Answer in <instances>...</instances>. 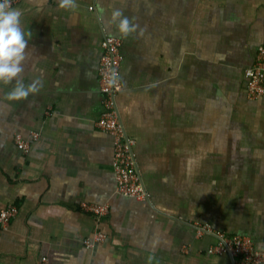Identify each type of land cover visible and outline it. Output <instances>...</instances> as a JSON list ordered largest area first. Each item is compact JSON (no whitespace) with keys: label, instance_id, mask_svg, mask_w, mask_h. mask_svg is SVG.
<instances>
[{"label":"crops","instance_id":"crops-1","mask_svg":"<svg viewBox=\"0 0 264 264\" xmlns=\"http://www.w3.org/2000/svg\"><path fill=\"white\" fill-rule=\"evenodd\" d=\"M21 0L28 58L41 83L21 101L0 84V264H234L209 255V225L264 251V97L244 71L264 45V0ZM120 9L138 29L109 23ZM122 41L116 102L148 201L115 193L114 140L96 123L101 44ZM38 134L28 153L16 135ZM82 204L107 205L104 241ZM264 264V263H263Z\"/></svg>","mask_w":264,"mask_h":264},{"label":"built area","instance_id":"built-area-1","mask_svg":"<svg viewBox=\"0 0 264 264\" xmlns=\"http://www.w3.org/2000/svg\"><path fill=\"white\" fill-rule=\"evenodd\" d=\"M21 0H9L12 7ZM122 41L112 36H105L101 48L99 65V88L103 96V111L96 127L114 140L113 169L115 173V193L137 201H148L141 176L139 174L133 148L135 141L130 139L120 119L116 98L122 91L120 66L123 56L120 52ZM246 79V96L249 100L264 97V45L258 48L253 65L244 71ZM38 134L28 138L16 135L15 146L23 153H28L32 142ZM81 210L91 216L94 223L92 238L85 241V247L92 249L95 244L105 240L106 236L99 230L100 223L109 214L107 205L82 204ZM15 206H8L0 211V228H7L17 214ZM198 238L210 236L214 244L207 250L209 255H227L234 264H263L264 251L256 250L250 238L239 235H227L213 230L209 225L196 228Z\"/></svg>","mask_w":264,"mask_h":264},{"label":"clouds","instance_id":"clouds-1","mask_svg":"<svg viewBox=\"0 0 264 264\" xmlns=\"http://www.w3.org/2000/svg\"><path fill=\"white\" fill-rule=\"evenodd\" d=\"M59 7L72 9L74 0H59ZM21 11L13 8L9 0H0V84L13 85L6 94L8 101H21L40 91V81L25 84L21 78L28 58L31 33H26L21 23ZM109 23L115 24L119 33L127 37L139 25L125 16L120 9H113Z\"/></svg>","mask_w":264,"mask_h":264}]
</instances>
